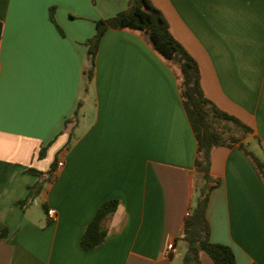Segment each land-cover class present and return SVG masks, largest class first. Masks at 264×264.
<instances>
[{"label": "crops", "instance_id": "1", "mask_svg": "<svg viewBox=\"0 0 264 264\" xmlns=\"http://www.w3.org/2000/svg\"><path fill=\"white\" fill-rule=\"evenodd\" d=\"M151 2L197 61L206 97L247 124L264 149V0ZM127 5L0 0V227L8 230L0 264H180L197 141L175 68L140 32L109 29L84 87L95 22ZM76 111L66 149L65 121ZM60 159L37 206H19L39 180L28 170L48 172ZM211 172L221 179L209 197L211 241L229 246L237 264H264V183L251 160L237 146L216 147ZM111 199L119 203L105 242L84 251L82 235ZM201 264L214 263L202 253Z\"/></svg>", "mask_w": 264, "mask_h": 264}, {"label": "trees", "instance_id": "2", "mask_svg": "<svg viewBox=\"0 0 264 264\" xmlns=\"http://www.w3.org/2000/svg\"><path fill=\"white\" fill-rule=\"evenodd\" d=\"M96 32L87 40L86 63L82 70L85 91L88 92L96 70V57L102 37L109 29H128L140 32L153 50L174 67L179 81L180 97L185 108L189 123L197 141L194 160L195 200L185 219L181 241L187 250L182 264H201V254H207L214 264H237L233 250L226 245L213 243L210 239V225L207 217L209 197L211 192L221 185V179L211 172V153L214 148L237 146L251 160L256 172L264 183V149L259 138L253 136V130L237 117L223 111L203 91L201 72L197 61L178 42L170 31V26L162 12L154 6L151 0H128L127 8L108 19L95 22ZM3 35V23L0 21V44ZM81 103H79V106ZM79 121L78 111L65 121L69 142L74 140V130ZM252 136L256 145L262 151L259 156L246 139ZM46 147H43L38 157L43 158ZM55 162L48 172L29 169L39 180L29 188L24 200L18 202L22 208L30 206L41 194L44 186L56 179ZM117 199L105 201L97 210L81 238V248L91 251L101 246L108 234V224L118 206ZM47 213L46 203L41 205ZM8 230L0 227V239Z\"/></svg>", "mask_w": 264, "mask_h": 264}, {"label": "rangeland", "instance_id": "3", "mask_svg": "<svg viewBox=\"0 0 264 264\" xmlns=\"http://www.w3.org/2000/svg\"><path fill=\"white\" fill-rule=\"evenodd\" d=\"M250 138V137H249ZM248 138V139H249ZM248 139L246 140L247 142H248ZM256 141H254V139H252L251 138V142L249 141V145L251 146V148H254L255 149V151L258 153V155L259 156H263V154H262V151L260 150V148L256 145V143H255ZM255 146V147H254ZM37 204H38V202H36V203H33V205L34 206H37ZM40 206V205H39ZM40 209L42 208V207H39ZM42 210V209H41ZM182 244V248H181V250H180V258H181V260H180V264H182V261H183V258H184V255H185V253H186V250H187V247H186V244L184 243V242H182L181 243Z\"/></svg>", "mask_w": 264, "mask_h": 264}, {"label": "built area", "instance_id": "4", "mask_svg": "<svg viewBox=\"0 0 264 264\" xmlns=\"http://www.w3.org/2000/svg\"><path fill=\"white\" fill-rule=\"evenodd\" d=\"M64 166V161L62 159L58 160L57 166H56V171L57 172L59 169H61ZM189 215V211L187 212V216ZM47 216L51 219L55 218L56 216V211L53 208H49L47 211ZM168 251L173 252L175 251V248L173 244L168 245Z\"/></svg>", "mask_w": 264, "mask_h": 264}]
</instances>
